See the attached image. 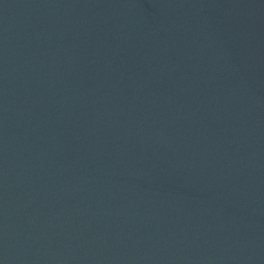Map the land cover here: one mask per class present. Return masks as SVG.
<instances>
[{
    "label": "water",
    "instance_id": "water-1",
    "mask_svg": "<svg viewBox=\"0 0 264 264\" xmlns=\"http://www.w3.org/2000/svg\"><path fill=\"white\" fill-rule=\"evenodd\" d=\"M0 264H264V0H0Z\"/></svg>",
    "mask_w": 264,
    "mask_h": 264
}]
</instances>
